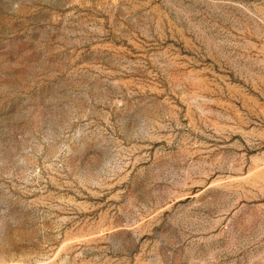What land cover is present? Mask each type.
Segmentation results:
<instances>
[{
  "label": "rangeland",
  "instance_id": "374dc122",
  "mask_svg": "<svg viewBox=\"0 0 264 264\" xmlns=\"http://www.w3.org/2000/svg\"><path fill=\"white\" fill-rule=\"evenodd\" d=\"M0 264H264V0H0Z\"/></svg>",
  "mask_w": 264,
  "mask_h": 264
}]
</instances>
